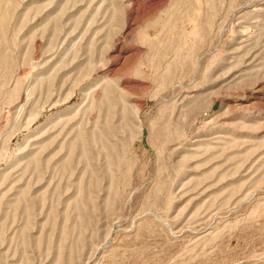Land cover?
I'll return each mask as SVG.
<instances>
[{"label":"rangeland","instance_id":"1","mask_svg":"<svg viewBox=\"0 0 264 264\" xmlns=\"http://www.w3.org/2000/svg\"><path fill=\"white\" fill-rule=\"evenodd\" d=\"M0 264H264V0H0Z\"/></svg>","mask_w":264,"mask_h":264}]
</instances>
